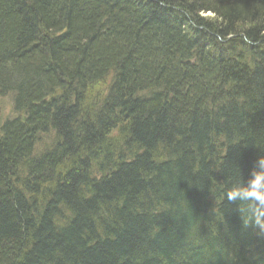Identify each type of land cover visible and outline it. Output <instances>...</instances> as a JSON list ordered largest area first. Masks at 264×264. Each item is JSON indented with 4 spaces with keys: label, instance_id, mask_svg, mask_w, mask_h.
Masks as SVG:
<instances>
[{
    "label": "trees",
    "instance_id": "trees-1",
    "mask_svg": "<svg viewBox=\"0 0 264 264\" xmlns=\"http://www.w3.org/2000/svg\"><path fill=\"white\" fill-rule=\"evenodd\" d=\"M0 96V264H264V0H0Z\"/></svg>",
    "mask_w": 264,
    "mask_h": 264
},
{
    "label": "clouds",
    "instance_id": "clouds-1",
    "mask_svg": "<svg viewBox=\"0 0 264 264\" xmlns=\"http://www.w3.org/2000/svg\"><path fill=\"white\" fill-rule=\"evenodd\" d=\"M226 199L229 203L245 205L239 209L247 214L243 227L258 229L257 234L264 236V156L255 161L247 184L234 186L227 191Z\"/></svg>",
    "mask_w": 264,
    "mask_h": 264
},
{
    "label": "rangeland",
    "instance_id": "rangeland-1",
    "mask_svg": "<svg viewBox=\"0 0 264 264\" xmlns=\"http://www.w3.org/2000/svg\"><path fill=\"white\" fill-rule=\"evenodd\" d=\"M212 14H202V17H211ZM12 98L11 96H0V121L12 118Z\"/></svg>",
    "mask_w": 264,
    "mask_h": 264
}]
</instances>
